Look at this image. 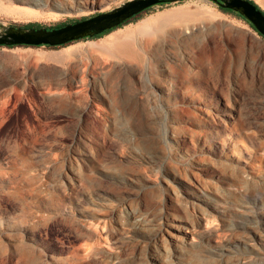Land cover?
<instances>
[{"label": "rangeland", "instance_id": "obj_1", "mask_svg": "<svg viewBox=\"0 0 264 264\" xmlns=\"http://www.w3.org/2000/svg\"><path fill=\"white\" fill-rule=\"evenodd\" d=\"M127 1L0 0V30ZM234 12L168 1L99 39L0 46V264H264V38ZM130 27L132 51L94 46Z\"/></svg>", "mask_w": 264, "mask_h": 264}, {"label": "water", "instance_id": "obj_2", "mask_svg": "<svg viewBox=\"0 0 264 264\" xmlns=\"http://www.w3.org/2000/svg\"><path fill=\"white\" fill-rule=\"evenodd\" d=\"M179 2L182 0H129L122 6L94 16L67 23L60 27H29L3 26L0 30V46L30 45L38 47L50 45L61 46L75 42L85 37L93 38L107 30L119 27L125 21L132 19L139 13L165 2ZM222 8H229L240 13L264 37V9H259L257 3L251 0H211Z\"/></svg>", "mask_w": 264, "mask_h": 264}, {"label": "bare ground", "instance_id": "obj_3", "mask_svg": "<svg viewBox=\"0 0 264 264\" xmlns=\"http://www.w3.org/2000/svg\"><path fill=\"white\" fill-rule=\"evenodd\" d=\"M76 1V0H75ZM83 5L88 3V0H82ZM72 7L74 8L75 5H72ZM193 12H191V10L188 9H180V10H176L174 12H166L163 13L162 15L154 18V19H145L139 22V29L140 31H148L150 30V28L152 29L153 24H165L169 21H174V20H180L183 19L189 15H192ZM137 27V28H138ZM133 31L131 29V27L129 29H127L126 31H122L120 33H115L114 35H109L107 36L108 38L101 41V42H97L94 43V46H96L97 48H100L101 50H110V49H114L115 51H132V44L128 38V40H125L126 38H124L125 36L128 37L130 35V32ZM75 53V51L73 49H71V47H67L63 50H61V52H59L58 54L51 56V55H46L44 56V58L46 57L47 60H51L54 62H63L64 60L67 59V57H69V55H73ZM168 86L167 84H163L161 83L158 86L159 92H167ZM230 106V105H228ZM196 198H199L198 196ZM204 200V199H203ZM202 198L199 199V201H203ZM131 216H134L135 218H139L140 216L136 215L135 212L133 211H128ZM186 222H189L187 219H184ZM207 226V223H206ZM98 228H93V230L95 231V234L97 236V239L102 237V234L97 230ZM192 230L194 229V226L192 225ZM189 231V230H188ZM0 235L7 237V232L4 230H0Z\"/></svg>", "mask_w": 264, "mask_h": 264}, {"label": "trees", "instance_id": "obj_4", "mask_svg": "<svg viewBox=\"0 0 264 264\" xmlns=\"http://www.w3.org/2000/svg\"><path fill=\"white\" fill-rule=\"evenodd\" d=\"M251 2L252 3H255L253 0H251ZM168 3V2H167ZM257 7L259 8V9H261V7L259 6V5H257ZM148 9H150V8H148ZM147 9V10H148ZM144 12V11H143ZM263 12H264V10H263ZM234 13H236V15H238L239 17H241V18H243V19H245L244 17H242V15H240V13L239 12H237V11H235ZM133 18H135V17H133ZM132 18V19H133ZM246 20V19H245ZM247 21V20H246ZM131 21L130 20H128V21H126V22H124L122 25H120L119 27H117V28H115V29H113V30H107V31H104L103 33H101V34H99V35H96L95 37H93V38H91V37H89V38H91V40H93V39H99V38H102L104 35H106V34H109L110 32H113V31H116L117 29H119V28H121L123 25H127V24H129ZM249 24H250V22L249 21H247ZM65 24H67V23H63V24H61V25H57L56 27H60V26H63V25H65ZM27 26H29V27H36V28H40L41 26H38V25H34V24H28ZM250 26L252 27V28H254L257 32H258V30L252 25V24H250ZM47 28H55V27H47ZM263 37V36H262ZM88 38V39H89ZM264 38V37H263ZM70 43V42H69ZM68 44V43H67ZM22 46H30V45H22ZM42 46H50V45H42ZM9 47H11V46H9ZM14 47H16V46H12L11 48H14ZM34 47H36V46H34ZM38 47H41V46H38Z\"/></svg>", "mask_w": 264, "mask_h": 264}, {"label": "flooded vegetation", "instance_id": "obj_5", "mask_svg": "<svg viewBox=\"0 0 264 264\" xmlns=\"http://www.w3.org/2000/svg\"><path fill=\"white\" fill-rule=\"evenodd\" d=\"M134 17H135V16H134ZM125 22H126V21H125ZM122 24H123V23H122ZM122 24H121V25H122ZM89 37H90V36H88V37H85V38H89ZM94 37H95V36H94ZM85 38H84V39H85ZM61 46H62V45H61Z\"/></svg>", "mask_w": 264, "mask_h": 264}]
</instances>
